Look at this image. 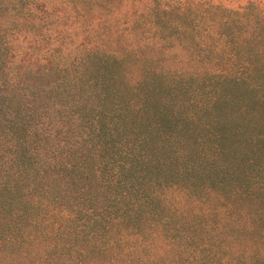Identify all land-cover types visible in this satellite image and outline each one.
Wrapping results in <instances>:
<instances>
[{
    "label": "trees",
    "instance_id": "16d2710c",
    "mask_svg": "<svg viewBox=\"0 0 264 264\" xmlns=\"http://www.w3.org/2000/svg\"><path fill=\"white\" fill-rule=\"evenodd\" d=\"M14 1L0 0V25ZM65 1L82 35L55 86L81 135L66 149L38 110L6 98L0 29V264H264V10L142 0L122 25L153 53L132 85L126 58L86 42L119 30L91 14L102 0ZM173 192L214 201L199 213Z\"/></svg>",
    "mask_w": 264,
    "mask_h": 264
},
{
    "label": "rangeland",
    "instance_id": "374dc122",
    "mask_svg": "<svg viewBox=\"0 0 264 264\" xmlns=\"http://www.w3.org/2000/svg\"><path fill=\"white\" fill-rule=\"evenodd\" d=\"M141 1L102 0V5L89 7L91 14L102 13L101 24L114 22L116 25L120 23V27L117 32L110 31L108 34L96 28L92 36L88 35L86 42L92 45L91 37L92 39L98 37L94 40L97 42L96 46L106 53L126 58L124 76L132 85L141 77L142 62L148 60L153 53L147 47L153 42L145 39V34L128 33L125 30L127 25H122L142 10L144 3ZM212 1L228 8H238L247 3H254L264 10V0ZM14 2L17 13L12 12L0 25L5 42L10 48L11 81L6 91V98L12 102L20 100L23 104L31 105L38 110L43 115L41 126L44 131L52 129V134H54L50 144L66 149L68 143L76 144L81 139V135L64 114L62 99L56 96L55 86L61 78V66L67 64L70 66L79 55L78 44L82 40L81 32L71 25V18L74 14L69 6H64L67 5L65 0H21L20 2L16 0ZM168 50L171 49L164 47L159 51V55L170 56L171 52ZM169 64L177 65L174 61H170ZM84 185L88 186L87 183H78L76 186L68 183L65 188L68 194L74 195L80 191L79 187ZM170 198L175 200L180 207H189L188 209L197 207L200 210L199 213L205 211L206 206L214 201L208 196L202 198L198 204V201L193 198L183 200L177 192L171 193ZM216 207L215 212L208 215L209 219L216 222L214 225L221 221V216L217 211L222 210V207L219 205ZM165 249L161 246L155 248V251L159 253ZM96 260L99 262L102 257H97ZM101 262V264H114L112 261L111 263L104 260ZM117 263L123 264L118 260Z\"/></svg>",
    "mask_w": 264,
    "mask_h": 264
}]
</instances>
